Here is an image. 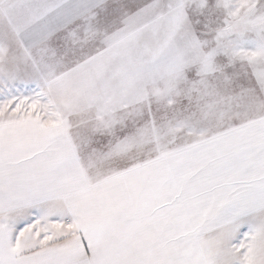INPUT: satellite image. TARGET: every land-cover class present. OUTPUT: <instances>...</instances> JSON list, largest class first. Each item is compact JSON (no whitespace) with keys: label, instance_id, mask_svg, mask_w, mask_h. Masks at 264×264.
Returning <instances> with one entry per match:
<instances>
[{"label":"snow or ice","instance_id":"6c2138e0","mask_svg":"<svg viewBox=\"0 0 264 264\" xmlns=\"http://www.w3.org/2000/svg\"><path fill=\"white\" fill-rule=\"evenodd\" d=\"M0 264H264V0H0Z\"/></svg>","mask_w":264,"mask_h":264}]
</instances>
